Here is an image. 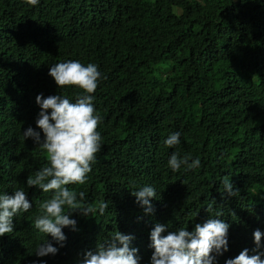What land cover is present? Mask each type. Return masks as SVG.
Here are the masks:
<instances>
[{"label": "trees", "instance_id": "16d2710c", "mask_svg": "<svg viewBox=\"0 0 264 264\" xmlns=\"http://www.w3.org/2000/svg\"><path fill=\"white\" fill-rule=\"evenodd\" d=\"M177 5L185 8L181 17ZM68 60L93 63L101 72L93 94L101 149L75 191L92 186L99 195H86V202L93 205L134 199L133 191L146 185L157 193L154 211L142 216L133 214L137 203L130 208L119 200L103 216L75 211L68 236L82 262L122 226L141 264L152 249V229L173 224L165 187L171 197L203 191L212 213L230 225L231 243L218 264L238 256L255 230L264 233V0H39L35 6L0 0V195L23 189L32 204L13 217L9 237L0 238V264L32 258L34 221L52 193L27 185L48 163L39 162L36 154L45 153L23 132L31 126L44 136L36 125L37 95L76 102L82 93L59 88L48 74ZM176 132L180 143L166 146ZM173 153L200 165L174 172ZM225 178L235 196L224 192ZM54 261L61 264L60 256Z\"/></svg>", "mask_w": 264, "mask_h": 264}, {"label": "clouds", "instance_id": "9594fccd", "mask_svg": "<svg viewBox=\"0 0 264 264\" xmlns=\"http://www.w3.org/2000/svg\"><path fill=\"white\" fill-rule=\"evenodd\" d=\"M26 2L35 6L39 0ZM184 13L185 8L177 5L175 15L181 17ZM48 74L59 88L75 86L83 91L77 95L76 102H70L67 96L60 94L47 97L43 93L37 95L36 103L41 110L36 125L44 136L41 138V132L31 126L23 132L25 139L32 138L45 153V158L36 154L39 162L48 163L34 177H28L27 185L38 186L40 194L52 193L50 198L44 196L47 200L40 205L43 214L34 221L38 233L31 238L34 241L32 258L23 264H58L54 261L55 256H60L61 264H140L141 258L137 255L139 249L130 247L133 237L125 235L127 228L122 226L109 239L99 242L95 253L88 251L83 262L73 251L76 239H69L71 229L67 226L75 230V211L95 217L98 211L103 216L109 206L123 201L130 208L137 203L135 206L138 210H132L135 212L133 214L142 216L154 211L157 193L152 186L146 185L133 191L134 199L129 196L123 199L112 197L93 205L86 202V195L89 199L99 195L92 186L87 187L86 184L85 190L79 193L75 191L86 183L88 174L98 161L96 154L101 149V129L98 128L101 117L96 113L93 95L101 72L93 63L85 66L80 61L68 60L52 65ZM137 138L134 135L131 143L140 153ZM164 143L168 147L178 145L180 133L171 134ZM168 165L175 172L182 165L188 169L199 167L200 160L189 162L187 157L181 159L177 153H173ZM222 183L224 192L229 196L237 194L232 181L225 178ZM162 195L172 200L169 211L174 217L173 224H156L149 240L152 249L143 257L141 264H218L229 248L230 225L216 218L221 216L219 212L212 213L210 198L203 191L194 189L171 197L167 187ZM31 208L32 204L23 189L16 190L14 195H0V238H8L13 232L14 216L26 213ZM263 217L264 214L259 219ZM148 224L150 229L151 224ZM144 226L140 223L138 229H144ZM166 228L168 232H165ZM253 235L239 255L227 259L226 264H264V233L257 229Z\"/></svg>", "mask_w": 264, "mask_h": 264}]
</instances>
